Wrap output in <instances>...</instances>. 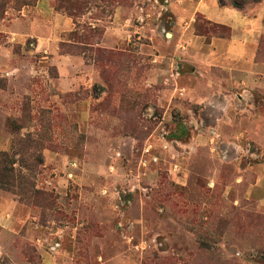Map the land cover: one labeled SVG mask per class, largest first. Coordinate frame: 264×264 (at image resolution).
<instances>
[{
    "label": "rangeland",
    "instance_id": "rangeland-1",
    "mask_svg": "<svg viewBox=\"0 0 264 264\" xmlns=\"http://www.w3.org/2000/svg\"><path fill=\"white\" fill-rule=\"evenodd\" d=\"M39 1L9 0L0 23L28 25ZM49 1L74 24L41 49L0 28V152L14 170L0 182V264H264V150L228 162L195 151L205 112L167 111L134 78L153 64L154 42L170 52L175 0ZM262 1L226 0L247 14ZM114 21L122 37L109 47ZM208 21L198 13L190 30L227 36ZM258 41L264 64V33ZM62 55L82 58L71 87L58 84ZM178 115L200 126L185 136Z\"/></svg>",
    "mask_w": 264,
    "mask_h": 264
},
{
    "label": "crops",
    "instance_id": "crops-1",
    "mask_svg": "<svg viewBox=\"0 0 264 264\" xmlns=\"http://www.w3.org/2000/svg\"><path fill=\"white\" fill-rule=\"evenodd\" d=\"M170 7L175 23V32L168 33L172 41L170 52L164 44L154 42L158 52L153 53V64L145 74L134 78L151 85L159 105L167 111L177 107L176 113L184 116L187 105L193 104L205 112V128L193 132V139L187 144L195 151L205 150L220 162H228L232 152H257L258 145L264 150V104L256 101L259 94H264V64L257 60L258 35L264 33V0L253 9V14L226 0H175ZM124 10L119 7V14ZM198 13L211 22L231 27V37L214 36L207 41L205 36L195 34L190 28ZM27 20L28 25L15 21L11 26L0 23V28H9L10 41L12 37L37 38L41 49L46 45L43 41L74 24L71 18L55 12L49 0H40L37 16ZM120 28L116 21L107 27V46L114 47L122 37ZM142 29L143 26L137 28L136 33L141 34ZM59 60L68 69L60 72L58 84L71 87L80 79L77 68H81L82 58L62 55ZM178 117L175 124L186 126L184 135H189L193 124L200 126L194 117L185 118L184 122ZM173 133V140L178 142L186 136L179 137L182 133L177 129ZM174 168L180 170L178 165ZM210 173L208 168L206 174L214 180Z\"/></svg>",
    "mask_w": 264,
    "mask_h": 264
},
{
    "label": "trees",
    "instance_id": "trees-1",
    "mask_svg": "<svg viewBox=\"0 0 264 264\" xmlns=\"http://www.w3.org/2000/svg\"><path fill=\"white\" fill-rule=\"evenodd\" d=\"M34 1L35 0H16L17 3L24 4V5H28ZM8 3H9V0H0V18L3 17V14L6 10V5ZM234 5L239 7L238 4H236V3H234ZM239 8H241V7H239ZM208 22L211 23L210 21H208ZM213 25L216 27H214ZM213 25L208 29V31L212 32L213 29L214 30H220V29L221 30H227L228 31L227 36H223V35H220V36L221 37H230L231 36V28L229 26L224 25V24H218V23L213 24ZM9 159H11L9 153L0 152V182L2 184H4V183L11 184L10 183L11 177L13 179V171L14 170H12L13 168H11L9 166V161L11 162V160H9Z\"/></svg>",
    "mask_w": 264,
    "mask_h": 264
}]
</instances>
